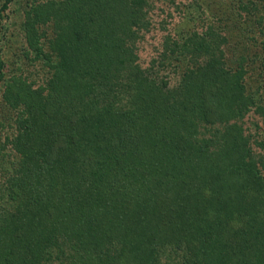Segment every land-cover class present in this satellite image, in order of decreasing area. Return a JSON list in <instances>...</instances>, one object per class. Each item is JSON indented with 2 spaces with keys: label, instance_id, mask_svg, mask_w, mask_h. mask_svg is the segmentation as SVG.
<instances>
[{
  "label": "trees",
  "instance_id": "obj_1",
  "mask_svg": "<svg viewBox=\"0 0 264 264\" xmlns=\"http://www.w3.org/2000/svg\"><path fill=\"white\" fill-rule=\"evenodd\" d=\"M151 1L29 0L37 85L0 48V102L16 111L0 264H77L73 246L85 264H264V152L242 122L264 115V0L224 1L231 24L186 14L159 55L172 86L135 62ZM250 32L260 53L235 56Z\"/></svg>",
  "mask_w": 264,
  "mask_h": 264
},
{
  "label": "rangeland",
  "instance_id": "obj_2",
  "mask_svg": "<svg viewBox=\"0 0 264 264\" xmlns=\"http://www.w3.org/2000/svg\"><path fill=\"white\" fill-rule=\"evenodd\" d=\"M222 1L221 3L220 0H175L173 2L170 0H152L148 10L146 9L147 17L141 22V25L135 27V30H137L135 48L137 57L135 61L136 64L143 70H148L149 68L157 78L168 80L170 86L175 84L177 81L175 77L178 76V74L175 73L177 69L175 68V70H173L174 66H164L160 63L159 55L162 50L164 39L168 35H172L177 39L185 35L186 32L184 28L186 27L183 28V17L189 14V12L195 11L194 9H196L197 6H202L201 8L198 7L199 10L205 8L206 16L208 15L211 19L215 20L218 18L217 23L219 21L220 25L222 22L231 24L232 18L228 17L230 12L228 11V13L225 10L226 5L224 1L227 2V0ZM3 2L4 0H0V5ZM28 2L29 0H13L9 8L5 11L4 14L6 15L2 19L3 27L0 28V48L3 53V61L7 72H19L21 69L22 72L37 85L42 82L45 69L41 62H38L39 60H26L25 54L27 51V44L24 32L21 28L24 20L23 8L28 7ZM202 20L199 22L200 27L203 24ZM146 21L147 24L145 25L143 22ZM261 36L258 33L256 35L254 34L252 37V33L250 32L247 37L244 36L242 39H233L232 41L236 45L235 48L232 44L234 55L236 56V52L241 51L242 48L246 49L249 54L252 51L260 53V46L262 44ZM255 72H258V70L253 66H251L250 72L248 70L250 77L254 75ZM252 84L254 85L253 82ZM262 94L264 99V88ZM15 112L16 111L10 114L8 106L0 102V183L5 176V172H8V169L11 170L12 166L6 161L12 158L8 156L7 152L10 150L11 146L9 138L16 128V121L14 120ZM242 122L244 134L250 139L253 150L259 154L263 153L264 115L262 116L261 113L256 114L252 110L245 115ZM7 137L8 139L6 140ZM0 192L2 193V191ZM70 245L66 246L67 249L70 248ZM69 251L73 254V259L76 257L74 260H76L77 264L87 263V259H78L75 246L71 247Z\"/></svg>",
  "mask_w": 264,
  "mask_h": 264
}]
</instances>
